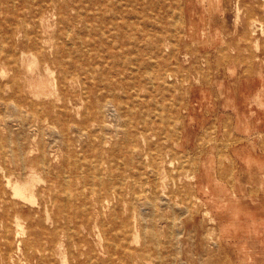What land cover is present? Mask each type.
Instances as JSON below:
<instances>
[{
  "label": "rangeland",
  "instance_id": "obj_1",
  "mask_svg": "<svg viewBox=\"0 0 264 264\" xmlns=\"http://www.w3.org/2000/svg\"><path fill=\"white\" fill-rule=\"evenodd\" d=\"M14 1L0 0V264H264V0H58L39 16Z\"/></svg>",
  "mask_w": 264,
  "mask_h": 264
},
{
  "label": "bare ground",
  "instance_id": "obj_2",
  "mask_svg": "<svg viewBox=\"0 0 264 264\" xmlns=\"http://www.w3.org/2000/svg\"><path fill=\"white\" fill-rule=\"evenodd\" d=\"M17 1V0H16ZM16 1H14L13 3H15ZM102 1V0H101ZM1 4V3H0ZM23 6L22 7H24V9H27V10H29V12L30 13H32L34 16H39V15H42L43 14V12L47 9V8H49V7H53V8H56L57 7V5H59V1L58 0H25L23 3ZM89 4V3H88ZM111 4V3H110ZM109 4V5H110ZM101 6V5H100ZM87 8L89 7L88 5L86 6ZM84 10V9H83ZM107 11H108V9H107ZM24 12V11H23ZM96 12L97 13H99V10L97 11L96 10ZM173 12V11H172ZM171 12V13H172ZM85 13V12H84ZM31 14V15H32ZM90 14V13H89ZM93 13H91V15H92ZM109 15V14H108ZM2 16V15H1ZM106 16V15H105ZM116 17V16H115ZM119 17V16H118ZM117 18V17H116ZM98 19H100V18H98ZM157 19H158V17H157ZM178 19V18H177ZM179 20V19H178ZM101 22V21H100ZM183 22V21H182ZM31 24V23H30ZM174 24H176V22L174 23ZM26 25V24H25ZM96 25V24H95ZM85 26H87V24L85 25ZM96 27V26H95ZM27 28V27H26ZM97 28V27H96ZM10 29V28H9ZM12 29V28H11ZM16 29V28H15ZM68 29H71V27L69 28L68 27ZM98 29V28H97ZM93 30V29H92ZM141 31V30H140ZM93 32V31H92ZM91 32V33H92ZM142 32V31H141ZM175 32V31H174ZM16 34V33H15ZM69 33H67V35H68ZM88 34V33H87ZM102 34V33H101ZM77 35L78 34H76V37H77ZM90 35V34H89ZM80 36V35H79ZM87 36V35H86ZM104 37H105V35H103ZM1 37V36H0ZM118 37V36H117ZM133 37V36H132ZM7 38V37H6ZM135 38V37H134ZM71 39V38H70ZM69 39V40H70ZM78 39V38H77ZM76 39V40H77ZM87 39L88 38H86V41H87ZM104 39V38H103ZM107 39V38H106ZM64 40V39H63ZM73 40H74V38H73ZM85 40V39H84ZM97 40V39H96ZM100 40V39H99ZM101 40H102V38H101ZM89 41V40H88ZM75 42V41H74ZM61 43H62V41H61ZM69 43V42H68ZM70 43H71V41H70ZM86 43H88V42H86ZM92 43H93V41H92ZM95 43V42H94ZM71 44H73V43H71ZM75 45V44H74ZM5 46V45H4ZM1 47V46H0ZM82 47V46H81ZM88 47V46H87ZM101 48H102V46H100ZM86 48V47H85ZM91 49V48H90ZM148 49V48H147ZM65 50H66V48H65ZM86 50V49H85ZM88 50H89V48H88ZM87 50V51H88ZM70 52V51H69ZM75 52V51H74ZM90 52V51H89ZM172 52V51H171ZM6 53V52H5ZM10 53V52H9ZM79 53V52H78ZM87 53V52H86ZM75 54L77 55V53L75 52ZM98 54V53H97ZM73 55H74V53H73ZM75 55V56H76ZM170 55H171V53H170ZM4 56V55H3ZM71 56V55H70ZM135 57V56H134ZM125 58V57H124ZM70 59V58H69ZM138 59V58H137ZM64 60H66V59H64ZM136 60V59H135ZM135 60H133V61H135ZM71 61V60H70ZM92 61V60H91ZM131 61V60H130ZM154 63H155V61H154ZM130 64V63H129ZM122 65V64H121ZM59 66H60V64H59ZM152 66V65H151ZM150 66V67H151ZM19 67V66H18ZM145 67V66H144ZM149 67V68H150ZM132 68H134V67H132ZM148 68V69H149ZM94 69V68H93ZM130 69H131V67H130ZM135 69V68H134ZM150 69H152V68H150ZM86 70H87V68H86ZM133 70V69H132ZM136 70V69H135ZM134 70V71H135ZM88 72H89V70H87ZM101 71V70H100ZM107 71V70H106ZM149 71H151V70H149ZM87 72V73H88ZM129 73V72H128ZM128 73L126 74V75H128ZM65 74H66V72H65ZM111 74V73H110ZM150 74V72L148 73V75ZM151 75V74H150ZM78 76V75H77ZM111 76V75H110ZM153 76H154V74H153ZM162 77V76H161ZM165 78H167V77H165ZM57 79V78H56ZM55 79V80H56ZM153 79V78H152ZM16 80V79H15ZM162 80V79H161ZM17 81V80H16ZM166 81H168V80H166ZM181 82V81H180ZM11 83V82H10ZM109 83V82H108ZM162 83V82H161ZM171 83V82H170ZM63 84V83H62ZM102 84H104V83H102ZM173 84V83H172ZM6 85H7V83H6ZM162 85V84H161ZM154 86V85H153ZM86 87V86H85ZM108 88V87H107ZM169 88V87H168ZM85 90V89H84ZM83 90V91H84ZM114 90H116L115 88H114ZM172 90V89H171ZM105 91V90H104ZM175 91V90H174ZM118 94V93H117ZM98 96V95H97ZM124 96V95H123ZM160 97V96H159ZM158 97V98H159ZM145 98V97H144ZM152 99V98H151ZM171 99V98H170ZM11 100V99H10ZM164 100V99H163ZM9 101V100H8ZM180 102V101H179ZM2 103H5V102H2ZM10 103V102H9ZM12 104V103H11ZM110 104V103H109ZM54 105V104H53ZM105 105H106V102L105 103H102L101 101L99 102V104H98V109L100 108V110H102L104 107H105ZM158 105H160L159 103H158ZM55 106V105H54ZM110 106V105H109ZM108 106V107H109ZM119 106H120V104H119ZM177 106V105H176ZM160 107V106H159ZM162 107H165V106H162ZM168 107V106H167ZM106 108H107V106H106ZM111 108H113L114 109V107H112L111 106ZM122 108V107H121ZM139 108V107H138ZM137 108V109H138ZM142 108V107H141ZM110 109V108H109ZM109 109H108V111H109ZM162 109V108H161ZM160 109V110H161ZM167 109V108H166ZM170 109V108H169ZM6 110V109H5ZM112 110V109H111ZM146 110V109H145ZM37 111V110H36ZM39 111H41V110H39ZM122 111V110H121ZM120 111V112H121ZM149 111V110H148ZM9 112V111H8ZM24 112V111H23ZM90 112V111H89ZM115 112V111H114ZM123 112V111H122ZM121 112V113H122ZM135 112H136V110H135ZM160 112V111H159ZM17 113H19V112H17ZM27 113V112H26ZM65 113H66V111H65ZM108 113H110V111L108 112ZM113 113V112H112ZM132 113V112H131ZM142 114L143 113H145V112H141ZM29 114V113H28ZM37 114H39L38 113V111H37ZM58 114V113H57ZM117 114V113H116ZM133 114V113H132ZM150 114V113H149ZM148 114V115H149ZM24 115V114H23ZM26 115V114H25ZM59 115V114H58ZM103 115V114H102ZM147 115V116H148ZM19 116H21V115H19ZM109 116H110V114H109ZM114 116V115H113ZM150 116H153V115H150ZM172 116V114L170 115V113L169 112H167V114L166 115H162L161 116V121L163 122V126H165V127H167V125H168V123L170 122V121H173V120H171V117ZM179 116H180V114H179ZM178 116V117H179ZM27 117H29V115L27 116ZM46 117V116H45ZM70 117V116H69ZM68 117V118H69ZM117 117V116H116ZM155 116H153V118H154ZM178 117H177V119H178ZM9 118V117H8ZM11 118V117H10ZM9 118V119H10ZM14 118V117H13ZM176 118V117H175ZM9 119H8V121H9ZM25 119H27V118H25ZM44 119V118H43ZM128 119V118H127ZM148 119V118H147ZM174 119V118H173ZM70 120V119H69ZM144 120V119H143ZM157 120V119H156ZM176 120V119H175ZM6 121V120H5ZM13 121V120H12ZM108 121V120H107ZM177 121V120H176ZM148 122H149V119H148ZM8 123V122H7ZM9 123H11V121L9 122ZM124 123V122H123ZM145 123V122H144ZM86 124V123H85ZM175 124V123H174ZM28 125V124H27ZM70 125H71V123H70ZM144 125V124H143ZM12 126H13V123H12ZM34 126V125H33ZM53 126V125H52ZM77 126V125H76ZM99 126V125H98ZM97 126V127H98ZM101 126H102V124H101ZM109 126H110V124H109ZM123 126V125H122ZM16 127V126H15ZM20 127V126H19ZM35 127V126H34ZM75 127V126H74ZM81 127V126H80ZM171 127L172 126H170V129H171ZM24 128V127H23ZM31 128H32V126H31ZM55 128V127H54ZM76 128V127H75ZM98 128H100V127H98ZM117 127H115V129H116ZM125 128V127H124ZM145 128H146V126H145ZM159 128V127H158ZM164 128V127H163ZM173 128H175V126L173 127ZM57 129V128H56ZM97 129V128H96ZM106 129V128H105ZM119 129V128H118ZM165 129H167V128H164V129H162V130H165ZM177 129V128H176ZM17 130V129H16ZM76 130V129H75ZM148 130V129H147ZM155 130V129H154ZM86 131V130H85ZM117 131V130H116ZM149 131V130H148ZM34 132V131H33ZM38 132V131H37ZM84 132V131H83ZM52 133H53V131H52ZM55 133V132H54ZM58 133V132H57ZM67 133V132H66ZM104 133V132H103ZM148 133V132H147ZM157 133H158V131H157ZM170 133H172V131L170 132ZM175 133V132H174ZM0 134H2V133H0ZM80 134H82V133H80ZM85 134V133H84ZM87 134V133H86ZM124 134V133H123ZM149 134V133H148ZM173 134V133H172ZM96 135V134H95ZM101 135V134H100ZM122 135V134H121ZM140 134H138V136H139ZM11 136V135H10ZM80 136V135H79ZM87 136V135H86ZM176 136V135H175ZM230 136V135H229ZM94 137V136H93ZM96 137V136H95ZM99 137V136H98ZM144 137L146 138V136L144 135ZM169 137V136H168ZM84 138V137H83ZM103 138H104V135H103ZM80 139H82V138H80ZM99 139V138H98ZM134 139V138H133ZM152 139V138H151ZM0 140H2L1 139V137H0ZM52 140V139H51ZM126 140V139H125ZM162 140V139H161ZM161 140L159 141V142H161ZM3 141V140H2ZM19 141V140H18ZM134 141V140H133ZM164 141V140H163ZM6 142V140L4 141V143ZM11 142H12V140H11ZM3 143V142H2ZM3 143V144H4ZM72 143V142H71ZM103 143V142H102ZM154 143V142H153ZM1 144V143H0ZM7 144V143H6ZM20 144V143H19ZM104 144V143H103ZM163 144V143H162ZM2 145V144H1ZM72 145V144H71ZM120 145V144H119ZM134 145V144H133ZM156 145V144H155ZM225 145V144H224ZM89 146V145H88ZM93 146V145H92ZM104 146H106V145H104ZM148 146V145H147ZM153 146H154V144H153ZM116 147H118V146H116ZM206 147V146H205ZM226 147V146H225ZM225 147H224V149H225ZM3 148V147H2ZM1 147H0V150L2 149ZM7 148V147H6ZM17 148H18V146H17ZM74 148V147H73ZM79 148V147H78ZM159 148V147H158ZM7 149H11V148H7ZM55 149V148H54ZM118 149V148H117ZM138 149V148H137ZM148 149H150V148H148ZM168 149H170V148H168ZM98 150V149H97ZM152 150V149H151ZM217 150H218V148H217ZM11 152H12V150H10ZM138 151V150H137ZM203 151V150H202ZM223 151V150H222ZM4 152V151H3ZM15 152V151H14ZM97 152V151H96ZM96 152H95V154H96ZM117 152V151H116ZM133 152V151H132ZM147 152V151H146ZM152 152V151H151ZM150 152V153H151ZM163 152V151H162ZM204 152V151H203ZM8 153V156L9 155H11V154H9V151L7 152ZM16 153V152H15ZM88 153V152H87ZM135 153H136V151H135ZM175 153V152H174ZM180 153V152H179ZM182 153V152H181ZM221 153V152H220ZM79 155H80V152L78 153ZM148 154V153H147ZM5 155H6V153H5ZM4 155V156H5ZM13 155V154H12ZM82 155V154H81ZM99 155V154H98ZM138 155V154H137ZM149 155H151V154H149ZM179 155V154H178ZM181 155V154H180ZM7 155H6V157H8ZM83 156V155H82ZM104 156V155H103ZM222 156H224V153L222 152ZM3 157V156H2ZM2 157H1V159H2ZM136 157H139V156H136ZM173 157V156H172ZM4 158V157H3ZM13 158V157H12ZM112 158V157H111ZM133 158V157H132ZM151 158V157H150ZM159 158V157H158ZM177 158V157H176ZM18 159H21V157L20 158H18ZM75 159V158H74ZM100 159V158H99ZM105 159V158H104ZM116 159V158H115ZM134 159V158H133ZM141 159H142V157H141ZM179 159V158H178ZM22 160V159H21ZM47 160V159H46ZM89 160V159H88ZM174 160V159H173ZM177 160V159H176ZM3 161H4V159H3ZM5 161H7V160H5ZM5 161H4V164H5ZM49 161V160H48ZM65 161V160H64ZM71 161V160H70ZM83 161V160H82ZM117 161V160H116ZM131 161H132V159H131ZM158 161H161V160H159L158 159ZM175 161V160H174ZM193 161V160H192ZM220 161V160H219ZM41 162H43V160L41 161ZM87 162V161H86ZM89 162V161H88ZM96 162V161H95ZM99 162V161H98ZM101 162V161H100ZM146 162V161H145ZM144 162V163H145ZM163 162V161H162ZM97 163V162H96ZM111 163H113V162H111ZM116 162L114 161V164H115ZM142 163V162H141ZM200 163V162H199ZM76 164V163H75ZM132 164V163H131ZM135 164V163H134ZM153 164V163H152ZM151 164V165H152ZM44 164H42V166H43ZM51 165V164H50ZM85 165V164H84ZM99 165H101V163L99 164ZM116 165V164H115ZM124 165V164H123ZM141 165V164H140ZM140 165H138V167H140ZM155 165H157V164H155ZM190 165V164H189ZM222 165V164H221ZM220 165V166H221ZM83 166V165H82ZM81 166V167H82ZM86 166V165H85ZM177 166V165H176ZM219 166V165H218ZM223 166V165H222ZM44 167V166H43ZM88 167V166H87ZM95 166H93V168H94ZM98 167H100V166H98ZM118 167V166H117ZM121 167V166H120ZM119 167V168H120ZM137 167V168H138ZM180 167H182L181 166V164H180ZM4 168H6L5 167V165H4ZM75 168V167H74ZM83 168V167H82ZM118 168V169H119ZM140 168H142V167H140ZM145 168V167H144ZM197 168H198V165H197ZM24 169V168H23ZM97 169V168H96ZM131 169V168H130ZM143 169V168H142ZM173 169V168H172ZM189 169V168H188ZM80 170L82 171V169L80 168ZM84 170V169H83ZM137 170V169H136ZM135 170V171H136ZM177 170H179V169H177ZM8 171V170H7ZM24 171V170H23ZM64 171H66V170H64ZM85 171V170H84ZM151 171V170H150ZM99 172V171H98ZM97 172V173H98ZM172 172V171H171ZM183 172V171H182ZM196 172H197V170H196ZM82 173H84V172H82ZM110 173V172H109ZM108 172H107V174H109ZM112 173V172H111ZM136 173V172H135ZM158 173V172H157ZM114 174V173H113ZM18 175V174H17ZM66 175V174H65ZM64 175V176H65ZM102 175V174H101ZM144 175V174H143ZM146 175V174H145ZM144 175V176H145ZM150 175V174H149ZM231 175V174H230ZM4 176V175H3ZM63 176V177H64ZM66 176H69V174H67ZM66 176L63 178V179H65L66 178ZM97 176V175H96ZM158 176V175H157ZM45 177V176H44ZM98 177V176H97ZM100 177H102V176H100ZM99 177V178H100ZM160 177V176H159ZM93 178V177H92ZM98 178V180H99V183L101 184H103L104 182H106V180H102V179H99ZM111 178V177H110ZM115 178H117L116 176H115ZM124 178V177H123ZM54 180V179H53ZM66 180H67V178H66ZM66 180H64L65 181V183H66ZM85 180V179H84ZM97 180V179H96ZM97 180V181H98ZM133 180V179H132ZM145 180V179H144ZM146 180H147V178H146ZM72 181V180H71ZM108 181V180H107ZM120 181V180H119ZM118 181V182H119ZM138 181H139V179H138ZM148 181V180H147ZM156 181H157V179H156ZM155 181V182H156ZM162 181V180H161ZM163 182V181H162ZM9 183H12L11 182V180H9ZM72 183V182H71ZM110 183V182H109ZM122 183V182H121ZM140 183V182H139ZM157 183V182H156ZM106 184V183H105ZM118 184V183H117ZM65 185V184H64ZM69 185V184H68ZM89 185V184H88ZM93 186V185H92ZM96 186V185H95ZM100 186V185H99ZM118 185H116L115 187H117ZM168 186V185H167ZM232 186H233V184H232ZM14 192H15V195H17L18 197H20V198H23V199H28V190H29V188H28V185L27 184H22L21 182H17V183H15L14 184ZM63 187V186H62ZM79 187V186H78ZM114 187V186H113ZM139 187V186H138ZM146 187V186H145ZM85 188V187H84ZM97 188H98V186H97ZM100 188V187H99ZM144 188V187H143ZM161 188V187H160ZM178 188V187H177ZM82 189H83V187H82ZM114 189V188H113ZM117 189V188H116ZM132 189V188H131ZM147 189V188H146ZM156 189V188H155ZM65 190V189H64ZM87 190V189H86ZM160 190V189H159ZM51 191V190H50ZM61 191V190H60ZM96 191V190H95ZM145 191H147V190H145ZM150 191V190H149ZM167 191V190H166ZM4 192V191H3ZM63 192V191H62ZM69 192L71 193V191L69 190ZM69 192H67L68 194H69ZM159 192V191H158ZM90 193V192H89ZM101 193V192H100ZM114 193V192H113ZM141 193V192H140ZM149 193V192H148ZM91 194V193H90ZM142 194V193H141ZM146 194V193H145ZM151 194V193H150ZM162 194H163V192H162ZM174 194V193H173ZM3 195V194H2ZM92 196L94 195L93 193L91 194ZM164 195V194H163ZM162 195V196H163ZM172 195V194H171ZM39 196H40V194H39ZM69 196H71V195H69ZM73 196V195H72ZM71 196V197H72ZM75 196V195H74ZM83 196V195H82ZM151 196V195H150ZM55 197V196H54ZM67 197V196H66ZM94 197V196H93ZM92 197V198H93ZM164 197V196H163ZM73 198V197H72ZM83 198V197H82ZM87 198V197H86ZM148 198H150L149 196H148ZM66 199V198H65ZM168 199V198H167ZM141 200H143V199H141ZM150 200V199H149ZM49 201V200H48ZM73 201V200H72ZM139 202V201H138ZM163 202V201H162ZM192 202V201H191ZM54 203V202H53ZM161 203V202H160ZM159 203V204H160ZM16 204V203H15ZM15 204H12L11 206H12V208H13V206H16ZM81 204V203H80ZM163 204H165V203H163ZM170 204H171V202H170ZM115 205L116 204H114V207H115ZM144 205V204H143ZM166 205V204H165ZM177 205V204H176ZM83 206V205H82ZM160 206H162V204L160 205ZM173 206V205H172ZM195 206V205H194ZM50 207V206H49ZM155 207V206H154ZM179 207V206H178ZM65 208H66V206H65ZM90 208V207H89ZM143 208V207H142ZM141 208V210H143L144 208H145V205H144V208L142 209ZM180 208V207H179ZM185 208V207H184ZM85 209V208H84ZM116 209V208H115ZM133 209V208H132ZM166 209V208H165ZM190 209H192V208H190ZM189 209V210H190ZM86 210H87V207H86ZM163 210H164V208H163ZM172 210V209H171ZM175 210V209H174ZM132 211V210H131ZM159 211H161V210H159ZM185 212H186V210H184ZM188 211V210H187ZM74 212V211H73ZM178 212H179V210H178ZM182 211H180V213H181ZM197 212L199 213V211L197 210ZM16 213H18V212H16ZM102 213V212H101ZM161 213H162V211H161ZM197 213V214H198ZM240 212L239 211H237V214H239ZM64 214H65V212H64ZM124 214V213H123ZM153 214V213H152ZM160 214V213H159ZM163 214V213H162ZM182 214V213H181ZM180 214V215H181ZM183 214H184V212H183ZM12 215H13V213H7V216H6V219L7 218H11L12 217ZM18 215V214H17ZM66 215V214H65ZM80 215H81V213H80ZM147 215V214H146ZM173 215V214H172ZM185 215V214H184ZM187 215V214H186ZM164 216V215H163ZM163 216H161L160 215V217H163ZM150 217V216H149ZM175 217V216H174ZM182 217V216H181ZM180 217V218H181ZM17 218H19V216H17ZM117 218V217H116ZM135 218V217H134ZM165 218H167L166 216H165ZM179 218V219H180ZM66 219V218H65ZM153 219V218H152ZM170 219H171V217H170ZM160 220H162V219H160ZM104 221V220H103ZM168 221V220H167ZM180 221V220H179ZM203 221V220H202ZM169 222H170V220H169ZM168 222V223H169ZM79 223H80V220H79ZM165 223H167V222H165ZM172 223L174 224V222L172 221ZM58 224V223H57ZM182 224V223H181ZM201 224H202V222H201ZM255 224V223H254ZM21 224H20V221L17 219V222H16V226L17 227H19ZM108 225H110V224H108ZM168 225V224H167ZM171 225V224H170ZM169 225V226H170ZM65 226H66V224H65ZM178 226V225H177ZM177 226H175V227H177ZM179 227V226H178ZM177 227V228H178ZM66 228H67V226H66ZM72 228V227H71ZM173 228V227H172ZM184 228V227H183ZM73 229V228H72ZM146 229V228H145ZM71 230V229H70ZM120 230V229H119ZM118 230V231H119ZM173 230V229H172ZM175 230H177V229H175ZM174 230V231H175ZM183 230V229H182ZM152 231H153V229H152ZM253 231H256V228H254V230ZM127 232V231H126ZM132 232V231H131ZM169 232H172V231H169ZM182 232V231H181ZM180 232V233H181ZM153 234H154V232H152ZM156 233V232H155ZM176 233V232H175ZM67 234V233H66ZM128 235L130 234V233H127ZM133 234V233H132ZM163 235H164V233H163ZM179 235V234H178ZM6 236H8V235H6ZM66 236H68V235H66ZM7 238V237H6ZM143 238V237H142ZM161 238V237H160ZM73 239V238H72ZM71 239V240H72ZM130 240V239H129ZM70 241V240H69ZM123 242H125L124 241V239H123ZM127 242V241H126ZM130 243H131V241H130ZM146 243V242H145ZM181 243V242H180ZM128 244V243H127ZM143 244V243H142ZM125 245V244H124ZM151 245V244H150ZM164 245H166L165 243L163 244V246ZM176 245H177V243H176ZM216 245V244H215ZM116 246V245H115ZM117 247V246H116ZM130 247V246H129ZM143 247V246H142ZM154 248V247H153ZM157 248V247H156ZM156 248H154L155 250H156ZM166 248V247H165ZM177 248V247H176ZM18 249V248H17ZM175 249V248H174ZM180 249V248H179ZM159 250V249H158ZM175 250H177V249H175ZM42 251V250H41ZM94 253H95V251H94ZM166 253V252H165ZM26 254H27V252H26ZM147 256H148V254H146ZM155 256V255H154ZM158 256H159V254H158ZM179 256V255H178ZM24 257V256H23ZM161 257H162V255H161ZM173 257V256H172ZM126 259V258H125ZM155 259V258H154ZM158 259V258H157ZM165 259V258H164ZM174 259V258H173ZM175 259H176V257H175ZM91 260V259H90ZM94 260V259H93ZM96 260H97V258H96ZM147 261V260H146ZM159 261H160V257H159ZM91 262V261H90ZM122 263V262H121ZM174 263H175V261H174ZM88 264H89V262H88ZM97 264H99V263H97Z\"/></svg>",
  "mask_w": 264,
  "mask_h": 264
}]
</instances>
